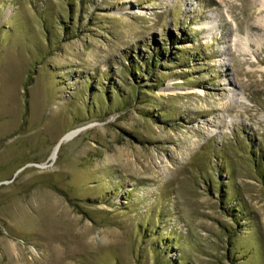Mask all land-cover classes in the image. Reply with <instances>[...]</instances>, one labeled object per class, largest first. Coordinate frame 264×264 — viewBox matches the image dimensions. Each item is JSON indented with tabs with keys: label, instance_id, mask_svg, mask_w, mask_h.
<instances>
[{
	"label": "rangeland",
	"instance_id": "rangeland-1",
	"mask_svg": "<svg viewBox=\"0 0 264 264\" xmlns=\"http://www.w3.org/2000/svg\"><path fill=\"white\" fill-rule=\"evenodd\" d=\"M261 19L0 0V264H264Z\"/></svg>",
	"mask_w": 264,
	"mask_h": 264
},
{
	"label": "bare ground",
	"instance_id": "bare-ground-1",
	"mask_svg": "<svg viewBox=\"0 0 264 264\" xmlns=\"http://www.w3.org/2000/svg\"><path fill=\"white\" fill-rule=\"evenodd\" d=\"M259 24L260 25H264V19L262 20L261 19V21H259ZM68 135H66L65 137H67ZM61 139H65V138H61ZM60 139V140H61ZM58 144L56 143L55 145H54V147H53V149H52V151H51V154H50V156H51V158H54L55 156H56V154H57V151H58Z\"/></svg>",
	"mask_w": 264,
	"mask_h": 264
},
{
	"label": "water",
	"instance_id": "water-1",
	"mask_svg": "<svg viewBox=\"0 0 264 264\" xmlns=\"http://www.w3.org/2000/svg\"><path fill=\"white\" fill-rule=\"evenodd\" d=\"M63 139L60 140V142L62 141Z\"/></svg>",
	"mask_w": 264,
	"mask_h": 264
}]
</instances>
